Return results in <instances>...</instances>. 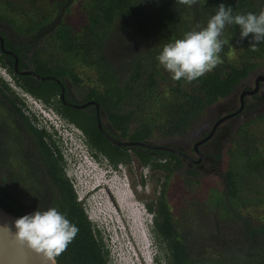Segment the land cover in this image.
Here are the masks:
<instances>
[{"label":"trees","instance_id":"obj_1","mask_svg":"<svg viewBox=\"0 0 264 264\" xmlns=\"http://www.w3.org/2000/svg\"><path fill=\"white\" fill-rule=\"evenodd\" d=\"M2 1L0 19L8 21L16 32H40L54 24L62 9L69 11V8H64L69 0H50L46 8L39 4L43 0H7L6 5ZM220 4L230 7L233 14H258L264 10V0H206L191 6L179 3V0H90L83 5V21L78 27L64 20L58 22L52 33L57 35L56 42L61 48L71 50L72 54L73 51H80L78 56L85 58L88 64L94 56L95 64L103 65V94L96 95L95 99L106 115L108 129L112 130L111 133L107 131L110 136L117 140L149 143L154 134L165 138L183 136L201 120L207 107L229 96L238 83L260 65L264 59V42H253L251 37L241 41L239 26L226 25L220 36L223 45L218 54L219 63L194 80L173 79L164 90L168 99L162 101L159 114L155 112L159 118L154 121L142 117L143 106L153 107L158 93L162 92L161 84L166 81L162 65L157 60L162 44L205 26ZM24 8H28V19L21 18ZM194 8L197 10L194 11ZM119 19H128L138 28L141 36L159 39L162 45L160 48H149L150 54L145 62L135 59L124 81L118 79L104 50ZM74 34L80 36H71ZM233 47H237L238 55L230 59L228 55ZM0 67H5L2 54ZM4 69L12 74V70ZM25 90L41 96L45 103L56 93L50 80ZM52 107L81 131L95 159L104 158L116 169L119 164L130 163L133 155L142 166L163 173V177L157 178L156 195L145 205L152 216L151 229L162 250L160 253L158 249L159 259L163 258L164 264H264V223L255 224L245 211L247 204H252L247 199L250 191L259 193L255 203L264 204V187H261L264 181V139L260 136L262 132L256 130L257 123L264 122V111L240 123L231 134L225 148L226 170L222 174L227 198L216 194L208 198L213 200L210 203L215 207L213 211L218 206L222 207V221L212 217L210 219L214 224L204 225L202 217L208 216L203 204L207 203L206 196L201 199L196 195L200 181L195 177L194 170L186 168L181 175L184 196L177 210L179 217L171 211L166 180L184 166L179 155L161 148L116 145L98 129L93 114L75 107ZM24 108H27L26 103L0 76V119L4 120L7 115L10 121L18 124L9 126L8 130L24 131L34 138L52 181L42 182L38 172L37 177H31L24 183H0V207L18 217L36 208H57L77 226L78 232L67 248L55 257L56 264H111L108 246L87 216L83 204L77 200L71 180L66 175L61 149L54 139L56 131H48L46 125L26 114ZM215 158H221V154L216 153ZM24 190L30 199L16 197ZM209 240L214 242L208 244Z\"/></svg>","mask_w":264,"mask_h":264},{"label":"rangeland","instance_id":"obj_2","mask_svg":"<svg viewBox=\"0 0 264 264\" xmlns=\"http://www.w3.org/2000/svg\"><path fill=\"white\" fill-rule=\"evenodd\" d=\"M13 1L17 2V0ZM88 1L90 0H69L67 6H64V8H69V11L62 9L58 18L78 27L83 21V5ZM2 2L4 5L7 0H3ZM50 2V0H43L40 1L39 4H41L43 8H46V5ZM24 10L25 11L22 12L24 14L21 15V18L28 19V8H24ZM196 10L197 8H194V11ZM48 26L44 27V29H47ZM0 31H4L8 34L17 33L14 27L4 19H0ZM151 38V36H141L138 28L132 22H129L128 19H119L115 22L109 39L105 43L104 50L107 59L113 66L120 81H124L129 75L131 71L130 64L133 63L135 59H140L145 62L147 56L150 54L149 48H160L165 44L161 45L159 39L152 40ZM173 40L175 39H171L168 42ZM151 42L154 43L155 46H153ZM236 49L237 47L232 48L228 58L234 59L237 57L238 51ZM259 67H264V59L263 61L261 60ZM162 70L166 78V81H163L161 84L160 90L162 92L158 93V99L153 102V107L149 105L143 106L144 113H142V117L144 119L149 117L147 120L153 119L156 121L159 116L157 117L155 112L159 114L161 110L159 107L162 101L168 99V95L164 90H167L173 78L163 66ZM0 76L9 82L16 92L25 94L23 90L15 85L12 77L3 67H0ZM250 80L253 82L252 76L245 79V81ZM237 90L238 86L234 89L231 96L222 98L218 102L207 107L201 120L193 124L183 136L165 138L154 134L149 141L152 144H173L183 147L184 149L189 148L192 145V141L198 135L197 131L199 127L201 129H206L205 123L212 118L213 114H215V118H217L226 113L230 107H233V109L238 108V98H236L235 105L231 106L229 103V98L237 93ZM249 102H251L250 99ZM26 106L27 108H24L26 114L31 117L34 116L31 107L28 104ZM263 107L264 100L257 104L256 107L248 106L236 119H228L223 122L222 127L225 126L227 128V133L219 132L210 143L211 145L209 148L212 150L211 152L221 154V158L214 159V156H212L210 159L203 162V167L199 170L198 180L200 182L197 187L198 190L195 191L197 193L196 195L200 196L201 199H204L206 196L207 203L203 202V204L204 208L208 211L207 218L204 216L202 217V224L210 225L213 223L210 219L212 217L222 221L220 218L223 211L222 207L218 206L219 208L213 211L215 207L213 204H210L213 200L208 198H210L212 194L218 196L223 195L227 198V189L222 175L226 170L227 164V157L225 154L226 145L237 126L246 120L255 118L259 113L264 111ZM52 111L54 112L51 116L54 118L53 120H55L53 128L56 130L54 139L57 140L61 149V154L65 162V170L69 175L73 176V181L77 189V197L86 196L85 193H87V197H84L83 200L87 204V209L95 229L99 230L103 242L109 248L111 264H150L151 260L153 262L156 246H158L160 253H162V250L151 229L152 216L146 209L145 204L156 195L154 188H157L159 182L157 178L163 177V173L161 171L143 169L142 165L133 155L131 156L132 160L130 163L122 164L121 169H118L117 166L118 171L114 170L108 161L105 162L104 158L97 161L91 156V152L84 142L81 131L76 126L63 119L54 109H52ZM37 118L40 119L39 117ZM44 120L41 119L40 123L49 125L50 127L47 126L49 128L48 131L52 132V130H54L52 125L46 118ZM256 130L259 133L262 132V134L259 135L264 139L263 121L257 123ZM57 136H59L58 139ZM124 172L126 174H124ZM182 174L183 169H180L166 180L168 182L167 199L171 205V211L174 215H178V217L179 212L177 210L181 205V198L184 196L182 190L184 188L181 177ZM142 179L146 180L145 184L143 183L144 185H141ZM98 184L101 185L98 186ZM95 186L98 187L94 188ZM261 187H264V181ZM94 189L97 190L92 191ZM108 191H110L118 201H114ZM205 191L209 192L210 195L205 193ZM118 195L121 202L119 201ZM258 196L259 193H257V191H250L247 195V199H249L252 204H247L245 208L247 215L252 218L255 224L264 223V204L258 205L255 203V198H258ZM242 212H244V210H242ZM215 216L219 217L217 218ZM212 242H214V240H209L208 244Z\"/></svg>","mask_w":264,"mask_h":264},{"label":"flooded vegetation","instance_id":"obj_3","mask_svg":"<svg viewBox=\"0 0 264 264\" xmlns=\"http://www.w3.org/2000/svg\"><path fill=\"white\" fill-rule=\"evenodd\" d=\"M59 21H61L59 18L55 19L53 25L48 26L47 29L43 28L40 32H17L15 34H8L6 32L0 33L3 39V49L1 48L0 41V54H2V61L5 63L4 68L12 70L10 76L15 85L28 95L26 94L25 97H21L20 93L16 91L15 94L21 100L27 98L40 100L44 104L49 105L52 109H54L52 105H59L62 108V106L73 107L69 104L79 105L88 101L97 102L95 96L103 94L104 88L103 65L95 64L94 56L92 60H90L91 63L88 64L85 58L82 59L78 56L80 51H73L72 54L71 50L61 48V45L56 42L57 35L52 33ZM71 36L80 35L74 34ZM3 50L12 51L16 54L17 70L14 68L15 57L5 53ZM259 66L249 72L246 77L252 76L253 82H251V80L245 81L246 78H244L237 85V93L229 98L231 106L235 105L236 98H238L239 106L237 109L230 107L226 113L217 118H215L216 116L213 114L212 118L205 123L206 129H201L199 127L197 137L187 149L173 144H166L167 147L175 150L172 152L182 158L184 164L182 167L183 172L186 168L194 170L196 172L195 177L198 179L199 170L203 167V162L210 159L212 156L216 159V153L211 152L212 150H210L209 146L219 132L227 133V128L225 126L222 127L223 122L228 119H236L248 106L256 107L257 104L264 100V78L259 80L256 93L245 95L243 99L241 98L242 92L251 90L256 86L257 77H264V67L260 68ZM47 80H50L56 89V93L50 97L48 102L51 105L45 103L41 96L29 90H25L26 87L34 89ZM18 83H20L21 86ZM233 91L229 96L232 95ZM249 99L251 102H249ZM242 101H244V104L242 109H240ZM80 109L89 114H93L96 118V107L94 104H89ZM54 110L57 112L56 109ZM100 110L104 114V128L111 133L112 130L108 129V121L101 106ZM57 113L62 116L61 113ZM222 118L225 119L221 120ZM3 119L4 120L0 119V125L2 124V126H0V183H24L31 177H37L38 172L41 174L42 182L50 183L52 180L48 173V169L43 165L44 156L39 151L34 138H32L31 135H26L24 131L19 133L12 129L8 130L9 126H17L18 124L14 121H10V117L7 115ZM205 137H208L207 140L195 148V143ZM118 140L123 139L119 138ZM198 151H200L202 155H200ZM16 197L20 200L30 199L26 190L20 192V194H16Z\"/></svg>","mask_w":264,"mask_h":264},{"label":"clouds","instance_id":"obj_4","mask_svg":"<svg viewBox=\"0 0 264 264\" xmlns=\"http://www.w3.org/2000/svg\"><path fill=\"white\" fill-rule=\"evenodd\" d=\"M203 2H206V0H179V3L188 6ZM232 24L239 26L241 41L251 37L253 42H264V10H261L258 14L252 12L233 14L230 7L220 4L216 12L207 20L205 26L190 30L181 38L165 43L157 55V60L174 80H180L181 78L187 81L194 80L205 72L211 71L219 63L220 57L218 54L223 45L220 36L225 26ZM9 85L11 86L10 83ZM20 96L25 97L26 94L20 93ZM23 101L31 107L34 117L40 118H37L38 122L46 118L53 128L55 120H53L51 114L54 111L49 105L36 99L27 98ZM46 126L50 127L49 125ZM96 160L100 161L99 159ZM104 161L106 162V159ZM121 165H118V169H121ZM142 168L150 170L148 166H142ZM113 169L118 171L117 168ZM124 174L126 173L124 172ZM66 175L71 180L77 194L73 176L69 175L68 172H66ZM145 181L142 179L141 185H144ZM85 194L86 196L77 197V200L83 204L85 212L91 220L87 204L83 200L84 197H87V193ZM13 227L16 238L24 241L26 246L41 256L46 264H54L55 257L67 248L78 232L77 226L71 223L66 215L55 207L43 210L36 208L31 213L21 215L13 221ZM0 231H11V229L7 225H0ZM158 259L159 252L156 246L153 262L151 260L150 264L164 263L162 258Z\"/></svg>","mask_w":264,"mask_h":264},{"label":"water","instance_id":"obj_5","mask_svg":"<svg viewBox=\"0 0 264 264\" xmlns=\"http://www.w3.org/2000/svg\"><path fill=\"white\" fill-rule=\"evenodd\" d=\"M2 36L0 35L1 41V48L3 49L2 45ZM4 51V50H3ZM7 54L13 55L15 57L14 68L17 70V57L16 54L12 51H4ZM263 76H259L256 78V86L251 90H245L242 92L241 98L245 95H251L257 92L258 90V83L260 79H263ZM89 104H94L96 107V118H97V126L98 129L114 144L116 145H138L144 146L147 148H161L168 151H175L174 149L167 147V146H159L156 144H152L149 142L144 141H137V142H129L127 140H117L114 137L110 136L107 130L104 128V114L100 110V105L98 102L95 101H88L79 105L69 104L70 106L83 108ZM244 101L241 103L240 109H242ZM222 118L221 120H224ZM220 120V121H221ZM208 137L198 141L195 143L194 147L196 148L199 144L206 141ZM180 153V152H178ZM200 155L202 153L198 151ZM18 218V216L14 215L13 213L5 210L4 208L0 207V225H7L11 231H0V264H46L43 262V258L38 254L34 253L30 248H28L24 241L19 240L14 235L15 229L13 227V221ZM54 264H56L54 260Z\"/></svg>","mask_w":264,"mask_h":264},{"label":"bare ground","instance_id":"obj_6","mask_svg":"<svg viewBox=\"0 0 264 264\" xmlns=\"http://www.w3.org/2000/svg\"><path fill=\"white\" fill-rule=\"evenodd\" d=\"M101 184H99V186H100ZM103 185H105V184H103ZM96 187H98V186H95L94 188H96ZM108 188V187H107ZM95 190H97V189H94V190H92V191H95ZM91 191V192H92ZM109 193H110V195L112 196V198L114 199V201H118V200H116V198L114 197V195L110 192V191H108ZM118 197H119V195H118ZM119 201L121 202V200H120V197H119ZM116 204H118V203H116Z\"/></svg>","mask_w":264,"mask_h":264}]
</instances>
